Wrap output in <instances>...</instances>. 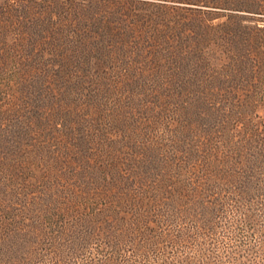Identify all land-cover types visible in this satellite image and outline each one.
Masks as SVG:
<instances>
[{"label": "trees", "instance_id": "1", "mask_svg": "<svg viewBox=\"0 0 264 264\" xmlns=\"http://www.w3.org/2000/svg\"><path fill=\"white\" fill-rule=\"evenodd\" d=\"M34 1L0 0V60L14 56L31 76L46 54L90 57L81 27L75 52L57 48L65 24L48 14L54 0L42 2L47 16L28 15ZM160 1L192 14L187 63L177 73L190 72L180 87L186 95L162 82H90L93 111L80 115L66 113L57 79L33 92L20 82L26 90L10 111L25 125L63 121L82 153L60 175L0 194V264H264V0ZM121 49L96 52L114 58ZM225 76L240 85L234 96L202 97L203 84L214 91L210 78ZM82 117L93 134L77 139L69 125Z\"/></svg>", "mask_w": 264, "mask_h": 264}, {"label": "rangeland", "instance_id": "2", "mask_svg": "<svg viewBox=\"0 0 264 264\" xmlns=\"http://www.w3.org/2000/svg\"><path fill=\"white\" fill-rule=\"evenodd\" d=\"M43 1L35 0V4L39 5L26 8L28 15L50 14L51 17L62 20L65 25L64 29L57 34V37L62 38L56 47H60L66 56L72 53L71 49L75 52L78 48L76 42L80 36L79 27L86 30L85 33L90 36L88 41H85L86 46L90 48L88 53L90 57H86L85 60L66 58L63 61L60 57L57 59L46 54L42 60L44 65L32 68L31 76L24 73V70L29 69L23 66L22 61L16 62L14 56L8 60H0V194L20 191L23 186H29L34 181L45 180L58 172L60 175L67 169L64 162L72 161L73 157L81 158L82 149L72 147L76 140L69 137L72 132L67 125L64 124L67 128L63 126V121L57 120L59 123L54 124L46 120L39 124L25 125L22 123L24 119L20 114H13L10 111L11 105L16 104L17 98L21 96L20 92L25 91V88L33 92L36 89L35 83L57 79L62 84L61 98L63 104H67L66 113L83 115L93 111L91 106L95 102L97 93L88 84L90 82H102L108 85L109 82L121 84L126 80L146 81L154 88L162 82V86H170L169 94L174 96L184 94L185 92H180L181 85L191 83L190 72L186 74L184 72L185 75L177 74L183 70L184 66L181 64L187 63L184 59L189 51L186 37L191 33L187 26L192 22L190 18L192 14L189 12L161 7L158 2L164 1L160 0H131L133 2H127L128 0H54L50 5L51 11L47 14L44 12ZM2 3L4 5L5 2L1 1ZM18 10L22 8L19 7ZM214 22L217 21L214 20ZM68 24L71 25L70 29ZM105 26L117 32L118 36L115 37L117 33L114 36L108 35L104 29ZM159 31L161 34L157 33ZM12 38L11 36L10 39ZM117 46L125 49L114 50L112 53L114 58H109L103 50L96 52L100 48ZM209 48V53L215 56L213 59L220 57L219 54L222 51L212 53ZM53 60L57 62L58 67L52 65ZM222 62L225 60L220 58L218 64ZM219 79L223 81L221 76ZM24 80L29 83L25 88L20 83ZM78 80L84 83V87L70 90V87H74ZM210 80H214L217 88L214 91L208 90V86L203 84L202 97L208 94L228 99L235 95L233 94L235 85H239L237 81H230V78L226 76L225 82L222 83L218 82V78H210ZM36 95L34 92L33 97ZM231 105L223 106V108L228 107L230 110ZM254 113L261 115L263 109L257 108ZM174 117L178 118L177 121L179 120L178 115ZM66 120L76 121V118L70 116ZM86 120L89 118L82 117L83 124L69 125L73 130L76 127L73 137L80 139L82 134L92 132L83 127ZM124 136L126 133L123 134ZM123 137L120 136L116 140L124 141ZM90 142V146L94 147L90 148V152L96 153L100 146L95 141ZM106 154L109 155V153Z\"/></svg>", "mask_w": 264, "mask_h": 264}]
</instances>
